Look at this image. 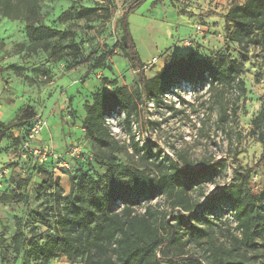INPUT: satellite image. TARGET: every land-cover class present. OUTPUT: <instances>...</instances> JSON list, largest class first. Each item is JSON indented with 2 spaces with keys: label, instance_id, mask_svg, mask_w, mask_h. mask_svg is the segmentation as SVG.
Instances as JSON below:
<instances>
[{
  "label": "rangeland",
  "instance_id": "rangeland-1",
  "mask_svg": "<svg viewBox=\"0 0 264 264\" xmlns=\"http://www.w3.org/2000/svg\"><path fill=\"white\" fill-rule=\"evenodd\" d=\"M130 1L43 0L33 22L60 33L53 43L65 38L58 44L59 59L32 44L26 35L25 20L0 15V129L11 125L0 143V160H9L17 135L38 114L46 123L38 144L48 143L60 153L77 146L86 151L70 157L76 171L104 174L108 168L96 157L110 152L124 167L151 173V161L158 163L168 157H183L196 168L206 161L221 162L223 172L216 181L197 187L194 195L204 203L221 190L234 188L245 205L255 198L264 217V196L260 198L264 193V164L246 176V169L256 164L264 148L254 126V119L264 107V45L251 46L245 53L225 39L224 16L234 3L244 0H145L128 17L139 56L147 61L142 62L148 78L154 77L162 64L192 51L202 57L224 55L242 64L241 78L247 89L244 96L236 98L237 93L230 88L220 95L221 88L211 92L207 85L174 87L162 95L159 103L148 100L131 130L124 115L106 122L118 141V151H111L109 142L98 143L86 135V108L98 92L116 86L141 92L136 72L117 44L122 35L119 21ZM96 2L105 3L109 10L100 9L89 19L76 16L81 8L94 7ZM198 23L203 29L200 34L195 29ZM91 55L89 63L70 69ZM154 56L158 60L150 64ZM221 97L228 112L225 120L218 102ZM145 121L153 124L145 127ZM148 149L154 155L147 161L141 154ZM58 171L54 177L41 173L23 181L26 173L14 170L12 184L8 189L0 188V264H45L41 257L30 255L29 245L16 255L13 236L17 220L22 219L27 243L32 235L44 243L49 223L39 221L34 211H46L53 203L50 195L54 188L49 184L58 180L65 193L69 192L70 177ZM40 185H44L41 190ZM152 205L154 210L166 213L171 224L176 223L179 209L171 210L164 197H158ZM137 210L144 212L145 206ZM196 213L185 214L191 218L189 225L180 227L178 241L163 250L167 257L195 254L204 264H264V229L255 223L253 237L244 238L230 198L220 196L215 208H198ZM46 264L84 261L60 256Z\"/></svg>",
  "mask_w": 264,
  "mask_h": 264
},
{
  "label": "trees",
  "instance_id": "trees-1",
  "mask_svg": "<svg viewBox=\"0 0 264 264\" xmlns=\"http://www.w3.org/2000/svg\"><path fill=\"white\" fill-rule=\"evenodd\" d=\"M42 1L0 0V15L25 20L26 35L32 44L41 46L44 51H50L54 58L59 59L58 44L64 37L53 43L54 38L60 33L48 25L42 23L36 25L33 22L40 14ZM144 1H130L129 7L119 21L122 35L117 41L119 49L129 59L136 72L141 92L133 93L125 86L98 92L92 103L87 106L83 121L86 135L98 143L109 142L112 146L111 151H118L119 144L107 126L106 118L124 115L126 126L131 130L134 119L140 116L146 102L152 99L159 103L162 95L174 87L207 85L208 91L211 92L221 88L220 95L224 94V89L230 88L237 93L236 98L244 96L247 92L245 82L241 78L242 64L224 55L202 57L192 51L165 64L154 77L148 78L128 22L129 15ZM103 8L109 10L105 3L96 2L94 7L81 8L76 12V16L89 19L93 13ZM224 18L227 21L225 27L227 44L236 43L245 53L251 46L264 45V0L234 3ZM91 59L92 55L70 69L87 64ZM223 99L224 97H221L218 102L221 118L225 120L224 115L227 116L228 112ZM36 115L31 117L23 133L17 135V145L8 155L9 160H1L11 169L10 176L0 183L3 190L12 184L14 170L26 173L23 181L41 173L54 177L57 172L54 170L57 162L53 159L40 166L20 160V149L28 137ZM148 123L153 124L151 121H145V127ZM254 126L258 140L264 142V107L254 119ZM10 128L11 125H2L0 143ZM135 149L140 152L137 143ZM85 152L83 149L81 154ZM142 152L141 156L147 161L154 155L151 149ZM90 154L95 156L94 152ZM96 159L108 168L102 175L76 171L72 165V158H66L70 169L60 171L70 177L69 192L65 193L58 180L54 184H49L50 188H54L50 195L53 203L46 211H34L39 221L49 223V229L44 234V243L40 244L33 235L27 243L23 221L18 219L16 233L13 236L16 255H20L29 245L30 255L41 257L45 264L60 256L72 260L81 259L84 264H204L199 255L167 257L163 250L178 241L180 227L185 228L189 225L191 218L185 214L193 213L192 216H195L198 208L212 210L220 196L231 199L244 238L253 237L255 223H258L259 229H264V217L255 198L245 205L239 199L237 191L230 187L221 190L218 195L208 198L204 203L194 195L197 187H201L205 182L216 181L223 172L224 164L221 162L206 161L196 168L183 157L177 160L168 157L167 160H160L158 163L151 161L154 171L151 173L124 167L112 152L108 156L98 155ZM262 164L264 148L256 164L246 169V176L249 177ZM43 187L44 185H40L38 189L41 190ZM161 196L171 210L179 209L174 217L176 223L171 224L166 213L154 210L152 202ZM263 196L264 193L260 198ZM141 205L145 206L144 212L137 210ZM182 260L184 263H180Z\"/></svg>",
  "mask_w": 264,
  "mask_h": 264
},
{
  "label": "built area",
  "instance_id": "built-area-1",
  "mask_svg": "<svg viewBox=\"0 0 264 264\" xmlns=\"http://www.w3.org/2000/svg\"><path fill=\"white\" fill-rule=\"evenodd\" d=\"M195 29L196 33L198 34H200L203 30L202 25L199 23L195 26ZM157 60L158 57L154 56L151 59L150 64H155ZM117 117L118 115L107 117L106 122H113ZM45 124V120L42 118V116L37 114L34 118L33 126L28 133V137L20 149V160H22L23 162H31V164L33 165L40 166L45 164L49 159H53L57 162V166L54 169L55 171H58L60 169L69 170L70 164L66 160V158L75 156L77 152L78 154L76 156H79L82 152L83 147L77 146L73 149V151H71L70 149V151L60 153L56 150H53L48 143L38 144V141H40L42 138V133L45 128ZM10 173L11 169L5 166L4 163H2L0 160V183L2 180L8 178L10 176Z\"/></svg>",
  "mask_w": 264,
  "mask_h": 264
},
{
  "label": "crops",
  "instance_id": "crops-1",
  "mask_svg": "<svg viewBox=\"0 0 264 264\" xmlns=\"http://www.w3.org/2000/svg\"><path fill=\"white\" fill-rule=\"evenodd\" d=\"M149 60H150V59H149ZM149 60H148V61H149ZM142 61L145 62L146 60L144 61V60L142 59ZM146 62H147V61H146ZM164 66H165V63L161 65L160 69L163 68Z\"/></svg>",
  "mask_w": 264,
  "mask_h": 264
}]
</instances>
